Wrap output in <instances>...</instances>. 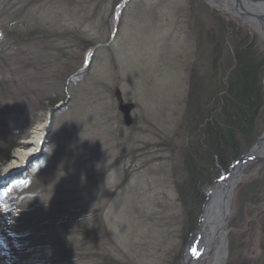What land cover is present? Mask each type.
<instances>
[{
	"label": "rangeland",
	"instance_id": "rangeland-1",
	"mask_svg": "<svg viewBox=\"0 0 264 264\" xmlns=\"http://www.w3.org/2000/svg\"><path fill=\"white\" fill-rule=\"evenodd\" d=\"M120 2L0 0V36L12 20L14 31L31 27L42 37L30 50L61 57L54 70L37 55L32 69L0 64V165L34 148L0 179V264L12 256L15 264H183L188 257L212 198L186 222L175 191L192 120V72L205 88L219 76L217 19L240 25L263 50L264 30L234 0H131L111 37ZM66 71L80 78L59 86ZM263 155L246 164L222 208L223 264H264ZM16 232L38 241L39 253L22 251L20 238L10 239Z\"/></svg>",
	"mask_w": 264,
	"mask_h": 264
},
{
	"label": "trees",
	"instance_id": "trees-1",
	"mask_svg": "<svg viewBox=\"0 0 264 264\" xmlns=\"http://www.w3.org/2000/svg\"><path fill=\"white\" fill-rule=\"evenodd\" d=\"M217 21L220 23L221 42L214 62L221 67L219 76L216 74L207 88L201 87L199 76H193L194 71L198 73L197 70L192 72L190 79L188 101L193 121L188 123L185 142L180 147L181 168L175 182V191L188 215L186 222L197 218L201 200H205L214 180L253 145L264 129V50L258 44V38L250 37L240 25L235 26L234 22L224 18ZM11 24L12 20L5 27V42L0 45V64L3 68L8 69L10 66L7 63L11 62L31 69L45 63L54 70L56 67L53 65L61 63V57L55 54H47L43 50L44 55L40 56L30 50L37 49L30 44H39L42 38L28 33L31 27L14 31ZM36 55L40 56L37 58L39 63L31 59ZM73 73L66 71L59 86H64ZM47 101L54 103L51 98ZM190 206L199 208L191 211ZM17 233L10 239L20 238L18 244L24 247L22 251L30 254L39 251L38 241L22 239ZM7 263L15 264L14 256ZM27 264H33V261Z\"/></svg>",
	"mask_w": 264,
	"mask_h": 264
},
{
	"label": "bare ground",
	"instance_id": "bare-ground-1",
	"mask_svg": "<svg viewBox=\"0 0 264 264\" xmlns=\"http://www.w3.org/2000/svg\"><path fill=\"white\" fill-rule=\"evenodd\" d=\"M122 0H119V2ZM131 1V0H130ZM129 1V2H130ZM236 3L237 11L239 8H243V6L239 7L238 2L241 0H234ZM241 4L244 5L243 10L241 12H248L251 15L247 16L249 19H253L259 26L264 27V2L250 4L241 1ZM240 12V11H239ZM247 13V14H248ZM122 9L120 7L117 8L115 13V20L114 25L117 26L119 22V18H121ZM251 16V17H250ZM259 19V20H257ZM93 51V49L91 48ZM42 127H39L34 134V143L40 140ZM34 144V145H35ZM36 146V145H35ZM249 154L251 155H262L264 154V134L262 135L261 140L257 142L252 149L250 150ZM34 155V148H30L24 152H18L16 159H12L10 162L0 165V179L4 176V172L11 166H21L25 158ZM18 157V158H17ZM247 163H240L234 167L231 171L228 180L230 183L239 178L242 175V171L245 168ZM229 183V185H230ZM229 185L227 187H229ZM233 185V184H232ZM213 189V193L211 195L212 198L209 199V202L206 206V211H204L202 224L199 228L198 234L194 237L192 241V246L190 247V253L197 260H193L192 262L189 261L188 257L183 258V264H198L204 257L211 256L212 262L210 264H223L225 257H226V235H225V213L223 211V206L227 202V198L229 197V189L227 190L225 187L221 189ZM195 250V251H194Z\"/></svg>",
	"mask_w": 264,
	"mask_h": 264
},
{
	"label": "water",
	"instance_id": "water-1",
	"mask_svg": "<svg viewBox=\"0 0 264 264\" xmlns=\"http://www.w3.org/2000/svg\"><path fill=\"white\" fill-rule=\"evenodd\" d=\"M250 15V13H248V16ZM247 16V15H246ZM257 20H259V19H257ZM262 138V137H261ZM261 138L259 139V140H261ZM259 140L257 141V142H259ZM256 142V143H257ZM255 143V144H256ZM254 146V145H253ZM252 146V147H253ZM252 147L244 154V155H242L238 160H236L233 164H232V166L229 168V170H228V172L225 174V175H223L220 179H217L216 180V182H215V184L214 185H216L215 187H217L216 189H221V188H223V187H225L229 192H231V190L233 189V186H234V183L236 182V180L238 179V178H236V179H234L231 183H230V181L228 180V178H229V176H230V173H231V171L234 169V167L236 166V165H238V164H240V163H247L250 159H259L260 158V156H258V155H251V154H249V152H250V150L252 149ZM229 183H230V185H229ZM233 184V185H232ZM229 185V187H227ZM214 189V187H212L211 188V191ZM230 194V193H229ZM199 231V230H198ZM198 231H196V233L198 234ZM196 233H195V235L193 236V238H192V240L190 241V243L188 244V248L190 247V245H191V243H192V241H193V239H194V237L196 236ZM188 248H187V250H188ZM187 253V252H186Z\"/></svg>",
	"mask_w": 264,
	"mask_h": 264
},
{
	"label": "snow or ice",
	"instance_id": "snow-or-ice-1",
	"mask_svg": "<svg viewBox=\"0 0 264 264\" xmlns=\"http://www.w3.org/2000/svg\"><path fill=\"white\" fill-rule=\"evenodd\" d=\"M195 251V250H194Z\"/></svg>",
	"mask_w": 264,
	"mask_h": 264
}]
</instances>
